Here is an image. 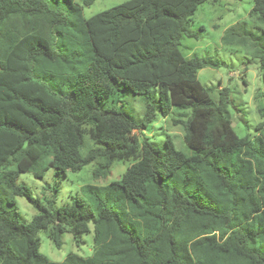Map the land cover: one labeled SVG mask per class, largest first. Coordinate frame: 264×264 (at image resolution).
Returning <instances> with one entry per match:
<instances>
[{"label":"trees","instance_id":"1","mask_svg":"<svg viewBox=\"0 0 264 264\" xmlns=\"http://www.w3.org/2000/svg\"><path fill=\"white\" fill-rule=\"evenodd\" d=\"M207 1L128 0L86 19L95 0H0V264H264V121L239 135L231 89L214 99L199 80L221 63L180 49ZM250 17L255 26L230 27L223 43L258 59L264 119V0ZM124 87L146 98L141 122L107 106ZM175 109L191 155L171 135L160 149L145 134ZM86 134L95 147L84 156ZM124 160L135 163L108 183ZM94 162L106 185L85 188L90 202L57 208V196L44 202L19 183ZM17 197L38 211L31 221ZM91 225L92 256L55 263L40 252L41 232L61 249L64 233L81 245Z\"/></svg>","mask_w":264,"mask_h":264},{"label":"rangeland","instance_id":"2","mask_svg":"<svg viewBox=\"0 0 264 264\" xmlns=\"http://www.w3.org/2000/svg\"><path fill=\"white\" fill-rule=\"evenodd\" d=\"M55 1L64 7H69L70 4L69 0ZM126 1L128 0H95L92 5L83 8L82 14L84 18L89 19ZM73 4L78 7L83 6V0H73ZM253 7L254 0L207 1L190 20L189 31L197 36L184 37L180 47L187 58L212 57L221 63L220 69L201 70L198 75L199 80L204 86L213 89L214 99H217L218 91L223 88L231 89L233 103L230 112L233 126L239 135H248L251 138L257 134V124L264 121L258 112L260 106L258 94L263 89L259 61L254 58L249 49L226 46L223 43V37L227 29L241 22L246 21L251 26L253 19L250 16ZM254 24L252 26H255ZM145 103L144 96L135 95L124 87L121 95L112 99L107 106L119 107L136 122H141L145 114ZM176 118H178V111L175 109L169 117H160L152 125V130L146 131L145 134L160 149H165L167 136L171 135L176 148L191 155L193 151L184 141L183 129L180 126H174L173 121ZM136 134L141 136L140 133ZM94 147L90 136L86 134L82 154L86 156L87 151ZM134 163V160L114 162L107 182L119 181ZM96 167L97 163L94 162L79 172H68L66 175L50 169L43 178H36L32 173H22L19 183L27 185L32 195L44 202L57 196L55 204L57 208L71 205L78 198L90 202V195L85 193V188L106 185L103 179H94ZM16 201L22 221L29 222L38 213L25 197H17ZM90 227L92 231L83 236L81 245H77L71 233H64L61 249L56 248L48 232H41L39 234L40 252L55 263L63 262L71 254L88 258L92 256L94 249L93 226Z\"/></svg>","mask_w":264,"mask_h":264}]
</instances>
